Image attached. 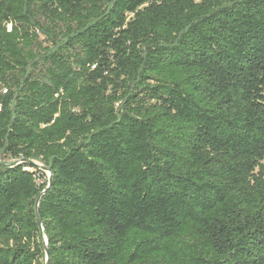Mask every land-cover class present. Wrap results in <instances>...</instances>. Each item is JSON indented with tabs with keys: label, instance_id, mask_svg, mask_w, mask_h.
Wrapping results in <instances>:
<instances>
[{
	"label": "trees",
	"instance_id": "1",
	"mask_svg": "<svg viewBox=\"0 0 264 264\" xmlns=\"http://www.w3.org/2000/svg\"><path fill=\"white\" fill-rule=\"evenodd\" d=\"M0 264H264V0H0Z\"/></svg>",
	"mask_w": 264,
	"mask_h": 264
},
{
	"label": "rangeland",
	"instance_id": "2",
	"mask_svg": "<svg viewBox=\"0 0 264 264\" xmlns=\"http://www.w3.org/2000/svg\"><path fill=\"white\" fill-rule=\"evenodd\" d=\"M3 161V160H2ZM12 160H8L7 162H11ZM34 164L37 166V167H39V170H42L44 173H47V171L45 170V168H44V165L41 163V162H39V161H35L34 162Z\"/></svg>",
	"mask_w": 264,
	"mask_h": 264
},
{
	"label": "built area",
	"instance_id": "3",
	"mask_svg": "<svg viewBox=\"0 0 264 264\" xmlns=\"http://www.w3.org/2000/svg\"><path fill=\"white\" fill-rule=\"evenodd\" d=\"M25 170H26V171H30V170H32V168H30V167H27V168H25ZM46 174H47V176H48V177H50V173H49L48 171H47V173H46Z\"/></svg>",
	"mask_w": 264,
	"mask_h": 264
},
{
	"label": "water",
	"instance_id": "4",
	"mask_svg": "<svg viewBox=\"0 0 264 264\" xmlns=\"http://www.w3.org/2000/svg\"><path fill=\"white\" fill-rule=\"evenodd\" d=\"M52 182V177H50V183ZM40 201H41V198L39 199V201H38V206H39V204H40ZM39 223L41 224V222L39 221ZM48 252V251H47Z\"/></svg>",
	"mask_w": 264,
	"mask_h": 264
}]
</instances>
